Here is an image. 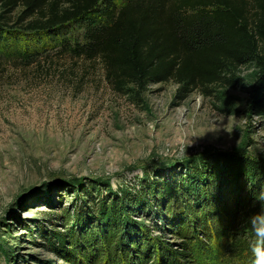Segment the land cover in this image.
<instances>
[{
  "label": "trees",
  "instance_id": "obj_1",
  "mask_svg": "<svg viewBox=\"0 0 264 264\" xmlns=\"http://www.w3.org/2000/svg\"><path fill=\"white\" fill-rule=\"evenodd\" d=\"M0 7L2 63H33L56 51L98 61L115 91L173 81L183 101L194 90L209 94L228 71L254 60L251 107L264 114V0H0ZM17 8L16 22L5 26L3 15ZM73 24L80 40L63 32ZM86 195L73 215L58 218L63 230L54 226L44 237L64 264H199L219 241L225 263L248 264L249 221L264 212V163L207 154L188 163L177 183L163 182V207L128 191ZM135 208L150 225L134 219Z\"/></svg>",
  "mask_w": 264,
  "mask_h": 264
},
{
  "label": "rangeland",
  "instance_id": "obj_2",
  "mask_svg": "<svg viewBox=\"0 0 264 264\" xmlns=\"http://www.w3.org/2000/svg\"><path fill=\"white\" fill-rule=\"evenodd\" d=\"M21 10L3 15L5 26ZM63 32L81 39L78 25ZM54 52L33 63L0 62V264H64L44 237L63 230L58 218L73 215L89 192H134L163 207V182L177 183L207 154L264 163V114L250 101L254 60L228 71L209 94L194 90L179 101L173 81L118 92L98 61ZM137 210L134 219L150 225ZM211 248L199 264H228L224 241Z\"/></svg>",
  "mask_w": 264,
  "mask_h": 264
},
{
  "label": "clouds",
  "instance_id": "obj_3",
  "mask_svg": "<svg viewBox=\"0 0 264 264\" xmlns=\"http://www.w3.org/2000/svg\"><path fill=\"white\" fill-rule=\"evenodd\" d=\"M255 244L251 248L252 264H264V212L250 218Z\"/></svg>",
  "mask_w": 264,
  "mask_h": 264
}]
</instances>
